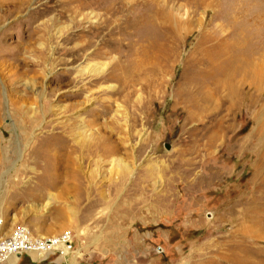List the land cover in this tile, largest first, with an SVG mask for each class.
<instances>
[{
    "label": "rangeland",
    "instance_id": "obj_1",
    "mask_svg": "<svg viewBox=\"0 0 264 264\" xmlns=\"http://www.w3.org/2000/svg\"><path fill=\"white\" fill-rule=\"evenodd\" d=\"M158 2L176 20L172 57L156 72L143 63V82L121 92L114 78L87 83L88 67L106 62L109 78L119 59L127 64L128 40L113 49L121 17L107 43L85 33L106 14L95 0H0L2 234L23 225L72 245L66 256L61 241L0 264H240L229 248L238 226L264 221V93L246 86L230 99L222 89L204 101L191 77L203 37L233 34L224 13L242 7L237 21L262 20L264 0ZM166 27L158 19L146 41L164 43ZM249 42L259 49L264 36ZM251 248L264 264V236Z\"/></svg>",
    "mask_w": 264,
    "mask_h": 264
},
{
    "label": "bare ground",
    "instance_id": "obj_2",
    "mask_svg": "<svg viewBox=\"0 0 264 264\" xmlns=\"http://www.w3.org/2000/svg\"><path fill=\"white\" fill-rule=\"evenodd\" d=\"M95 1L98 5H101L105 8L104 11L106 14L104 13V19L101 22L99 21L100 23L98 27H93L89 30H86L85 33L92 38L98 33L103 34L105 40L107 43H109L110 35L103 32L108 28L110 23L112 24L116 18L119 19L121 17L122 21L117 27V30H114L115 43L113 45V49L115 51L120 50L117 46L125 45L126 43H123L124 39L128 40L129 43L127 46L130 47L128 52L129 54L127 53L128 58H126L127 64L124 63L125 59H119L116 64L114 63L113 68L120 71L119 75L109 78L108 76H104L103 72L107 67V63L104 62L94 68L88 67V69L93 71V75L92 80L87 83L97 84L101 81H108L109 79L111 80V78H114L115 81L120 82L124 86L121 88V92H123L136 80L138 82L142 81V72L138 74L136 72L143 65V63L147 61L150 64V68L148 69L151 72H156L157 70L161 69L160 65L161 62H164V57H172L174 51L172 43L174 40L172 43L171 40L178 32L176 31V25L174 26L173 22L175 17L173 19V13L171 10L159 11V9H157L155 5L159 4V0H142L141 3L144 6L145 4L146 6L149 4L148 9H146V6L145 8H135V4L131 3L129 5V2H126L127 0ZM126 4L128 7H126ZM153 7L155 9H152ZM244 10L245 8L237 7L233 10L227 11L228 13H224V19L230 22L234 20L236 22V25L233 26L234 30L231 36H224L223 38H220L218 35H210L208 37L206 35L203 37L200 43L201 45L204 44V46L201 50H199V54L193 63L191 83H195V85L197 84L196 86H198L199 90L205 93V96L203 95L204 101H207L209 98H211V94L214 97V94L221 92L222 89L229 90L228 93L230 95V99L233 95L239 94L240 90L244 89L246 86L251 87L255 93H264V43L262 42L257 44L259 47V49H257L249 42L250 38H252L253 35H257L258 33L264 36V27L262 26V20H264V18L261 20L258 14L252 12L250 16L247 15L246 19L243 18V20L237 21L238 17L240 19L241 17L245 16ZM261 13H263V10L260 11V14ZM158 19H163V21L167 23V36L164 39V43H161L158 36L156 35L154 36L153 41L148 42L146 41L147 35L155 33L154 26L156 23H158ZM251 22L253 23L252 25L254 28H250L252 32H249V27H246V25L249 23L251 24ZM260 23L261 28H256L255 25ZM89 43L81 48L82 52L87 49ZM259 55L261 57H258ZM154 60L155 64H153ZM100 85H103V83ZM105 87H107L108 90L113 89L115 86L112 84H106ZM84 88L87 90L90 89L88 85H86ZM52 94L53 91H49V95ZM106 128V126H102V129ZM108 131L111 130L106 129V131H103L102 134L100 146H103V150H107V143H111V134ZM237 231L240 232V240L234 242L231 246H229V248L237 250V257L239 258L238 260L240 261V264H257L256 261L258 260V256L253 251H251V243L261 239L264 236V221H254L253 219L247 220L242 225L238 226ZM59 242V240H54V242L50 245V248L55 247L56 244L60 245ZM66 246L67 244H63L62 247L65 252L68 251ZM64 255L65 254H63V256ZM231 257L235 259L233 254ZM13 258L15 257H12L8 260Z\"/></svg>",
    "mask_w": 264,
    "mask_h": 264
},
{
    "label": "built area",
    "instance_id": "obj_3",
    "mask_svg": "<svg viewBox=\"0 0 264 264\" xmlns=\"http://www.w3.org/2000/svg\"><path fill=\"white\" fill-rule=\"evenodd\" d=\"M3 222L0 219V262L7 261L12 257H17L18 253H26V254H41L47 252L50 248V245L54 242V240L63 241L64 244H67L68 251L72 250V245L69 242V237L66 234L60 240L59 238H38L35 237L29 228L26 226H18L14 229V231L7 236H3L2 234ZM66 236V237H65ZM62 249L64 256L68 253Z\"/></svg>",
    "mask_w": 264,
    "mask_h": 264
},
{
    "label": "water",
    "instance_id": "obj_4",
    "mask_svg": "<svg viewBox=\"0 0 264 264\" xmlns=\"http://www.w3.org/2000/svg\"><path fill=\"white\" fill-rule=\"evenodd\" d=\"M166 147H167V148H169V145H168V144H166ZM17 255H18V256H21V255H22V253H20V252H19Z\"/></svg>",
    "mask_w": 264,
    "mask_h": 264
}]
</instances>
